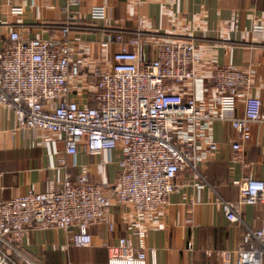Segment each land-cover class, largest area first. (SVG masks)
Listing matches in <instances>:
<instances>
[{
	"label": "built area",
	"instance_id": "obj_1",
	"mask_svg": "<svg viewBox=\"0 0 264 264\" xmlns=\"http://www.w3.org/2000/svg\"><path fill=\"white\" fill-rule=\"evenodd\" d=\"M11 12L20 15L23 9L12 7ZM89 14L105 19V6L92 7ZM73 18L66 14L59 38H22L15 29L9 31L8 42L0 50V112L12 115L16 131L61 136L66 154L119 151L113 192L120 205L132 207L135 217L127 235L114 244L103 243L107 264H147L146 231L138 215L166 203L179 188L178 174H187L196 189L207 185L200 165L217 149L212 138L214 121H228L238 132V140L231 144V161H241L251 125L261 121V100L250 95V76L240 69L214 66L207 79L197 77L194 66L199 56L192 41L163 44L154 58L142 59L140 27L129 35L122 29L105 30L107 37L100 45L117 46L111 66L95 69L93 88L84 91L91 49L72 33ZM185 81L193 82L194 91L184 97L176 86ZM207 83L217 92L214 111L204 106ZM240 101L243 113L236 116ZM232 183L239 192L238 202L217 201L227 220L237 222L238 204L264 203V179L245 176ZM106 185L92 181L83 167L76 180L65 172L48 180L43 191L29 188L0 200V264H43L15 246L30 230L60 229L74 247L91 244L92 224H107L113 230ZM250 235L256 245L237 248L236 261L264 264V230H250ZM218 256L224 264L231 259L228 251Z\"/></svg>",
	"mask_w": 264,
	"mask_h": 264
},
{
	"label": "crops",
	"instance_id": "obj_2",
	"mask_svg": "<svg viewBox=\"0 0 264 264\" xmlns=\"http://www.w3.org/2000/svg\"><path fill=\"white\" fill-rule=\"evenodd\" d=\"M95 6H105V19L90 17ZM12 7H21L22 14L12 13ZM67 13L74 15L72 33L80 35L91 49L85 67L87 79L82 82L84 91L93 88L95 69L111 66L116 44L100 45L108 28L122 29L129 35L140 27L144 39L140 56L144 60L154 58L163 44L192 41L199 56L194 66L197 77L207 79L214 66H231L249 74L250 95L261 100V121L251 125L241 161H231V144L238 140V132L228 121H214L212 138L217 149L200 165L207 185L196 189L187 174H178L179 188L169 194L166 203L138 215L146 231L147 264H224L218 254L225 251L231 254L228 264H238L237 248L256 245L250 230H264V203L238 204L239 221L230 222L217 199L238 202L233 180L245 176L264 179V0H77L76 4L68 0H0V50L7 44L11 29L22 38H59V25ZM257 26L263 29L256 30ZM176 88L184 97L194 91L192 81ZM216 96L207 83V110L216 109ZM242 113L240 101L235 115ZM120 157L117 150L66 154L61 136L16 131L12 115L0 112V200L29 188L43 191L48 180L61 178L65 172L76 180L83 167L92 181L107 184L105 192L111 196L108 216L113 230L103 223L90 225L89 246L70 245L60 229H34L15 243L19 251L43 264H107L103 243L114 244L118 237L127 235L129 222L135 217L132 207L120 205L113 192Z\"/></svg>",
	"mask_w": 264,
	"mask_h": 264
}]
</instances>
